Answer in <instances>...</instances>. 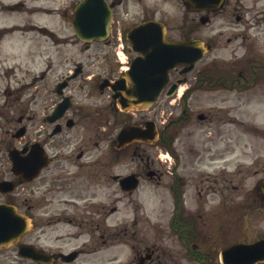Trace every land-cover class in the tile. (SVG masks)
Returning a JSON list of instances; mask_svg holds the SVG:
<instances>
[{"label":"flooded vegetation","instance_id":"obj_1","mask_svg":"<svg viewBox=\"0 0 264 264\" xmlns=\"http://www.w3.org/2000/svg\"><path fill=\"white\" fill-rule=\"evenodd\" d=\"M113 1L125 14V32L156 12H181L171 15L181 23L175 39H200L208 51L190 73L170 75L172 93L168 86L150 108L133 111L120 110L110 90L100 89L124 70L115 25L108 41L63 47L69 56L52 39L27 58L25 85L18 63L0 58V132L23 128L17 148L39 143L47 160L25 181L11 172L0 136V184L12 183L11 191L0 189V206L31 221L27 233L0 248V264H117V250L127 254L122 264H164L165 250L157 253L162 227L176 242L169 256L182 254L185 263L220 264L222 250L264 239V0ZM47 2L44 12L61 28L73 3ZM14 32L0 29V55ZM126 47L120 63L129 65ZM59 105L66 109L58 117ZM147 121L156 126L154 143L120 145L121 129ZM148 196L162 214L170 210L167 226L149 222L151 238ZM118 204L126 216L116 222ZM33 252L40 256L29 258Z\"/></svg>","mask_w":264,"mask_h":264},{"label":"water","instance_id":"obj_2","mask_svg":"<svg viewBox=\"0 0 264 264\" xmlns=\"http://www.w3.org/2000/svg\"><path fill=\"white\" fill-rule=\"evenodd\" d=\"M110 19V6L104 0H83L75 9L72 26L83 41L102 40L109 33ZM134 31L143 37L151 35L147 42L151 43L153 39L157 47L146 50L133 47L134 50L142 52L144 58L137 57L124 80L120 81L132 84L129 89L127 88L125 96L119 99L121 107H138L152 103L166 84L168 72L180 64L186 65L183 72L191 70L194 62L205 50L199 41H167L160 24L147 23ZM142 135L144 133L139 128L131 127L120 134L119 140L139 138ZM19 154L16 149L9 151L12 170L21 171L23 175L28 169V158H20ZM40 167L37 165L35 169L38 170ZM0 218V247H4L24 233L28 221L17 214L14 208L8 206L0 207ZM263 257L264 240L251 245H236L221 253V261L224 264H250L251 260H261Z\"/></svg>","mask_w":264,"mask_h":264},{"label":"rangeland","instance_id":"obj_3","mask_svg":"<svg viewBox=\"0 0 264 264\" xmlns=\"http://www.w3.org/2000/svg\"><path fill=\"white\" fill-rule=\"evenodd\" d=\"M3 2V4H10L12 1L15 2V1H21V3H23V10L21 12H24V13H6V12H0V16H2L3 18L7 19V21L3 20V19H0V23H2L0 26L2 25H10L12 23H17L19 25L21 24H25L28 20V15L27 13V10H34V14L32 16V19L29 21L30 24H34V26L37 28V27H48L50 25L51 22H47V17H45L43 14H42V11H39V10H42V8L44 7V2L43 0H36V1H32V0H1ZM3 8V7H1ZM118 12H121L120 13V16L123 17L124 16V12L123 10H119ZM158 15L161 16V18H165V17H168L169 15H177V14H180L181 12H157ZM173 17L171 18V20H169L168 24L171 28L170 30V36L172 37H178L181 35V23L180 21H172ZM119 21L121 19H118ZM68 30V29H67ZM61 36H66V35H69L71 34L68 31H61L59 33ZM17 36H7L4 38V40H7L6 42L8 43V45L6 46L7 48L6 49H3L1 51V56L0 58L3 59V57L5 55H8L7 57L8 58H16L15 55L11 54V52H17L18 53V59H17V63H18V69H17V74H18V78H19V82H23L24 84L26 83V56L25 58L22 57V54H21V50H22V47H25V46H29L32 42H37V41H40L42 45H44L43 43L44 42V37L41 36L40 32H37L35 31L34 33H28V34H23L21 36V34H17ZM10 41V43H9ZM38 46H41V45H34V47L32 48H28L27 51H26V54L27 57L30 56V54L32 53L33 54V57L36 58L38 56V51H40V48H38ZM8 47H11L10 50L8 49ZM13 62H14V59H13ZM26 93L20 98V101H19V106H21L20 104H25L26 102ZM25 108V106H24ZM207 109V108H205ZM8 129H11L9 131H12L14 129V126L12 128L8 127V128H4L2 130V132H0V136L3 137V142H2V152L3 154L6 152L7 150V147H10V146H15L17 145V143L12 140L10 138V134L11 132H6V130ZM162 149V147H161ZM156 149H151V150H148L147 152H155ZM164 152L165 150H158V152ZM165 153V152H164ZM4 158L7 160V158L4 156ZM4 167H8L6 164L4 165ZM149 189V187H148ZM157 202V201H156ZM148 203L147 204V208H146V215H147V228H146V237L147 238H151L152 237V234L154 233V230L152 228L149 227V222L151 223L152 226L154 225H157V224H164L165 226H167V219L169 218V212L170 210L169 209H166L164 214L161 213V211L163 210H160V206H154L153 205V201L150 200V196H148ZM118 209H117V213L115 214V219L114 221L118 222L120 221L121 219H123L125 216H126V209L124 206H122V204H118ZM171 206V205H170ZM154 208V209H153ZM260 226V225H259ZM163 230H161V232H165L166 235L162 236L161 238H164V239H161V241H157V244H158V247L160 248L158 250V254H160L161 250H165L166 252V257L162 258V256H160V258H162V260L164 261V264H197L196 261H189L187 263H185V257L181 255V258H177L176 255H172L171 257L169 256V253H176V242H172V238L171 235L169 233H167V230H166V227H162ZM115 256L117 257V260L119 261V263L117 264H122L123 262L126 261V258H127V254L126 252L124 251H115ZM116 260V261H117Z\"/></svg>","mask_w":264,"mask_h":264}]
</instances>
